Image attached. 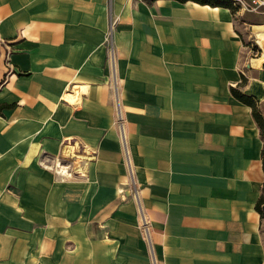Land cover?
Wrapping results in <instances>:
<instances>
[{
  "label": "crops",
  "instance_id": "crops-1",
  "mask_svg": "<svg viewBox=\"0 0 264 264\" xmlns=\"http://www.w3.org/2000/svg\"><path fill=\"white\" fill-rule=\"evenodd\" d=\"M240 13L0 0V264H264V130L232 93L264 121V12Z\"/></svg>",
  "mask_w": 264,
  "mask_h": 264
},
{
  "label": "trees",
  "instance_id": "trees-1",
  "mask_svg": "<svg viewBox=\"0 0 264 264\" xmlns=\"http://www.w3.org/2000/svg\"><path fill=\"white\" fill-rule=\"evenodd\" d=\"M181 3H185L187 1H191L200 5H207L210 7H219V8H226L231 10L232 12L237 11L238 9L236 7H234L232 5V3L230 2V0H175ZM263 68H264V64H263ZM233 96L235 97V99H237L239 102H241L242 104L250 107L252 109V115L253 118L255 119V121L257 122L260 130H264V121L262 116L260 115L259 111L256 108V105L254 103V101L245 96L240 94L239 92L232 90ZM263 171H264V164H263ZM263 205H264V198L261 197L256 205V209L257 211L261 214L264 215V211H263Z\"/></svg>",
  "mask_w": 264,
  "mask_h": 264
},
{
  "label": "rangeland",
  "instance_id": "rangeland-1",
  "mask_svg": "<svg viewBox=\"0 0 264 264\" xmlns=\"http://www.w3.org/2000/svg\"><path fill=\"white\" fill-rule=\"evenodd\" d=\"M250 17V19H249ZM236 23L237 26H242L243 27V32L245 35H250V30L252 28H247L245 24H260L259 22L254 21V18L251 17V14H246V13H240L237 18H236ZM245 29V30H244ZM250 29V30H249ZM259 37H264V33L260 32V33H256L254 35H251L250 37L248 36L247 38H245V43L244 45L247 48V58L249 59H256L257 57L260 56L261 54V50L258 46V44L256 43L258 40L257 38Z\"/></svg>",
  "mask_w": 264,
  "mask_h": 264
},
{
  "label": "built area",
  "instance_id": "built-area-1",
  "mask_svg": "<svg viewBox=\"0 0 264 264\" xmlns=\"http://www.w3.org/2000/svg\"><path fill=\"white\" fill-rule=\"evenodd\" d=\"M143 1V0H138ZM232 5L238 10L246 13L264 12V0H230ZM143 231H147L145 222L141 226Z\"/></svg>",
  "mask_w": 264,
  "mask_h": 264
},
{
  "label": "bare ground",
  "instance_id": "bare-ground-1",
  "mask_svg": "<svg viewBox=\"0 0 264 264\" xmlns=\"http://www.w3.org/2000/svg\"><path fill=\"white\" fill-rule=\"evenodd\" d=\"M257 44H258V46H259V48H260V50H261V54H260V56L259 57H257L256 59H253L252 61H251V64L253 65V66H255V67H260V65L262 64V63H264V37H259V38H257ZM62 171H64V169L63 168H61V172Z\"/></svg>",
  "mask_w": 264,
  "mask_h": 264
},
{
  "label": "water",
  "instance_id": "water-1",
  "mask_svg": "<svg viewBox=\"0 0 264 264\" xmlns=\"http://www.w3.org/2000/svg\"><path fill=\"white\" fill-rule=\"evenodd\" d=\"M263 211H264V209H263Z\"/></svg>",
  "mask_w": 264,
  "mask_h": 264
}]
</instances>
